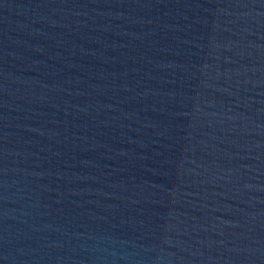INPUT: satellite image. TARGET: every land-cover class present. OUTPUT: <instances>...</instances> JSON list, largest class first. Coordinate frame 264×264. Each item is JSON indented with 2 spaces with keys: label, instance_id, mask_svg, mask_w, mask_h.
<instances>
[{
  "label": "water",
  "instance_id": "water-1",
  "mask_svg": "<svg viewBox=\"0 0 264 264\" xmlns=\"http://www.w3.org/2000/svg\"><path fill=\"white\" fill-rule=\"evenodd\" d=\"M0 264H264V0H0Z\"/></svg>",
  "mask_w": 264,
  "mask_h": 264
}]
</instances>
